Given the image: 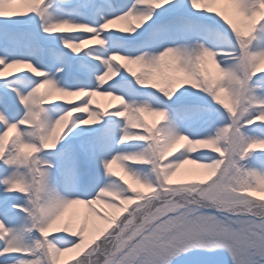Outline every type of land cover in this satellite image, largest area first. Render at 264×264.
Masks as SVG:
<instances>
[{"label": "snow or ice", "instance_id": "obj_1", "mask_svg": "<svg viewBox=\"0 0 264 264\" xmlns=\"http://www.w3.org/2000/svg\"><path fill=\"white\" fill-rule=\"evenodd\" d=\"M0 264H264V0H0Z\"/></svg>", "mask_w": 264, "mask_h": 264}, {"label": "rangeland", "instance_id": "obj_2", "mask_svg": "<svg viewBox=\"0 0 264 264\" xmlns=\"http://www.w3.org/2000/svg\"><path fill=\"white\" fill-rule=\"evenodd\" d=\"M145 118L151 123V121L153 120V117H150V116H145ZM195 166L193 165H185L184 168H193ZM183 172V170H182ZM118 175H123V171L121 172V174H118ZM126 179H129V181L131 182L130 178L126 177ZM146 191V190H145ZM257 195H260L259 193ZM75 211L77 212V216L78 218L80 216H82L85 212H86V209L83 208V206H76V209Z\"/></svg>", "mask_w": 264, "mask_h": 264}, {"label": "bare ground", "instance_id": "obj_3", "mask_svg": "<svg viewBox=\"0 0 264 264\" xmlns=\"http://www.w3.org/2000/svg\"><path fill=\"white\" fill-rule=\"evenodd\" d=\"M95 99L100 103L101 106L108 104L111 100V98H106V97H96ZM114 103H118V102H114ZM10 135H14V133ZM113 170L116 171L117 174H121L122 172V169H120L118 165H113Z\"/></svg>", "mask_w": 264, "mask_h": 264}]
</instances>
